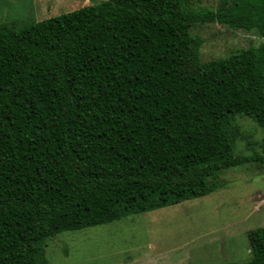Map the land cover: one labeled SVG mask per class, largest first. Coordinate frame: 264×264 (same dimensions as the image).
I'll return each mask as SVG.
<instances>
[{
	"label": "trees",
	"instance_id": "trees-1",
	"mask_svg": "<svg viewBox=\"0 0 264 264\" xmlns=\"http://www.w3.org/2000/svg\"><path fill=\"white\" fill-rule=\"evenodd\" d=\"M188 2L93 1L0 24V264H36L58 231L209 194L224 169H264V42L202 63L189 29L264 0ZM241 113L262 128L261 153L229 154L225 118ZM248 240L242 264H264V227Z\"/></svg>",
	"mask_w": 264,
	"mask_h": 264
},
{
	"label": "rangeland",
	"instance_id": "rangeland-1",
	"mask_svg": "<svg viewBox=\"0 0 264 264\" xmlns=\"http://www.w3.org/2000/svg\"><path fill=\"white\" fill-rule=\"evenodd\" d=\"M93 1L105 0H0V24L18 31ZM221 1L189 0L187 5L217 9ZM254 11L251 15L244 6L225 25L191 24L190 33L203 39L200 61L262 45L261 3ZM225 119L230 155L261 153L263 130L253 116ZM220 176L222 186L209 194L46 236L34 246L36 264H242L250 258L249 232L264 227V169L248 162L224 169Z\"/></svg>",
	"mask_w": 264,
	"mask_h": 264
}]
</instances>
